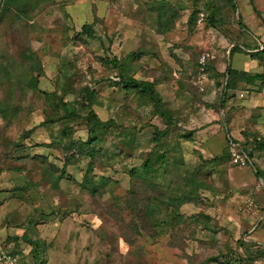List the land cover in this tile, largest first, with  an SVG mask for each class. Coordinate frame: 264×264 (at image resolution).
<instances>
[{
	"label": "rangeland",
	"instance_id": "374dc122",
	"mask_svg": "<svg viewBox=\"0 0 264 264\" xmlns=\"http://www.w3.org/2000/svg\"><path fill=\"white\" fill-rule=\"evenodd\" d=\"M149 1L35 0L31 20L12 15L0 28V111H8L6 118L0 113V247L9 254L21 252L15 256L19 264L20 258L21 264H252L255 251L262 254L253 264H264V154L254 145V137H264V88L251 93L242 84L228 93L225 109L206 107L222 101L234 47L243 53L233 56L232 68L263 72L244 47L254 51L264 44V0H236L237 10L227 0H167L185 9L166 35L152 30ZM196 10L200 17L191 28L189 18ZM84 25L93 27L95 38L81 36ZM132 53L141 55L136 79L163 80L157 90L173 113L171 129L148 97L126 94L116 85L119 70L100 62H126ZM205 54L222 77L206 71L202 79ZM34 63L43 66L40 92L21 95L12 86L14 64ZM69 64L73 87L65 94L60 83ZM7 66L13 68L11 77ZM86 87L98 93L93 110L111 123L98 148L95 174L118 183L106 185L97 197L80 186L89 160L73 161L70 178L59 190L35 170L34 158L45 153L63 166L65 154L57 143L67 128L77 140L88 137V110L78 119L46 123L52 111L42 93L65 94L64 101L75 103L82 101ZM24 133L30 136L14 146ZM155 133L161 134L158 144ZM233 142L252 152L249 164L233 162ZM43 145H51V152ZM226 151L228 161L217 167L210 163ZM147 161L151 173L142 168ZM193 174L208 188L200 190L199 205L185 204L184 218L170 222L169 199L190 189L186 180ZM28 183L34 188L21 201L15 190ZM9 196L14 199L6 202ZM156 204V221L171 223L164 228L147 214V207ZM25 235L43 243L40 259L33 257L35 246L20 241L16 247L7 240Z\"/></svg>",
	"mask_w": 264,
	"mask_h": 264
},
{
	"label": "trees",
	"instance_id": "16d2710c",
	"mask_svg": "<svg viewBox=\"0 0 264 264\" xmlns=\"http://www.w3.org/2000/svg\"><path fill=\"white\" fill-rule=\"evenodd\" d=\"M35 0H0V28L2 27L3 23L7 19H13L11 16L13 15L20 21L31 20L32 19V10H33V2ZM229 2V5L237 10L238 5L236 0H227ZM147 13L150 17L151 22L153 23V29H155V32L158 35H166L169 32H172L176 28L177 21L180 19L181 12L185 9L182 5H172L170 1L167 0H150L147 4ZM199 11L193 12L191 17L189 18V25L191 28H194L197 26V22L199 20ZM214 19V18H213ZM145 23V19H142ZM212 23H216L214 20L211 21ZM146 24V23H145ZM242 24V23H241ZM242 28L249 33L250 36L252 34L250 33L249 29L245 25H241ZM81 36L84 38L93 39L95 38V31L92 26L84 25L82 28ZM149 30V29H148ZM245 52L251 57L252 60L258 62L260 66L263 68L262 73H256L251 74L248 72H242L239 70H236L232 68L231 61L235 54L237 53H243V50L240 47H234L231 51L230 56V65L227 67V70L225 72L227 77V84L224 89L222 101L219 105H208L206 107L211 109H218L219 111L222 109H225L226 107V100L228 98L229 92H236L239 90L240 86L242 84L246 85V87L249 89V92L251 93H258L261 92L264 88V44L257 45L256 48L249 51V49H246L244 47ZM141 55H138L137 53H132L127 57V61H130L129 66L127 65V61L123 62L117 58H114L113 60L110 59H100V62L103 66L107 69H115L119 70L121 77H119L118 83L116 85L121 84L123 86L124 92L126 94L135 93L137 96L142 97H148L152 103H154V108L156 110V113H158L163 119L167 121L168 128L171 129V127L174 125V120L172 116V112L165 108V103L163 101L162 95L158 92L157 87L162 84L163 80L155 79L153 81H149L147 79L145 80H138L136 79V75L139 72L140 65L138 64V59ZM211 61H209L207 66V73L211 77H215V79H218L219 77H222L221 74L216 73V71L212 70L210 64ZM138 64L137 66L134 64ZM13 66V65H12ZM14 64V73L15 75L14 79L15 82L12 83V86L17 88L20 92V94L25 96L35 95L36 93L40 92L39 89V79L41 74L42 65L40 63H34L31 67H26L25 65H21L15 67ZM112 67V68H111ZM13 68H9L8 66L5 67L7 70V75L9 77L12 76ZM73 68L71 64H69L66 68V72L64 75H62V81H61V89L63 93H68L73 87L72 76L69 75L72 72ZM12 71V72H11ZM179 85H183V83L180 81ZM219 85V84H218ZM13 88V87H12ZM14 89V90H15ZM45 96V99L47 103L50 105L52 114H47V122L46 123H55L56 121H68V120H74L80 118L81 112L84 110H88V114L86 116V125L88 128V137L86 140H83L79 138L78 140L73 138V130L67 128L62 135L61 141L57 143L58 145L62 146V149L65 154V159L62 161L63 166L60 167L57 163H52L50 161V155L47 153L39 155L34 158V160L37 162V166L40 172L42 173V179L45 183L49 184L50 187L53 190H59L62 182L67 181L70 178L68 167L73 164L74 162H79L82 160H89L88 169L86 171L85 177L83 179V183L80 185L82 190L91 194L92 196H102L103 190L105 189V186L114 183L118 184L117 181L113 182V179L110 177L105 176H96L95 171V162L97 158L100 156V151L98 148L103 143V136L106 134L107 129L109 128V125L111 123L103 122L96 112L93 110V107L99 102L98 93L90 88L86 87L82 91V101H76L75 103H68L64 101L65 98L63 94L62 96H59L57 92H43L42 93ZM49 111V110H48ZM1 114L6 118L8 111L2 110L0 111ZM254 135V134H252ZM30 136L29 133H24L23 138H21L20 141H15L14 146L18 144H22L24 142L25 137ZM161 134L155 133L154 135V141L157 142V144L160 142ZM254 145L255 150L261 152L264 154V137L258 138L254 137ZM12 141H6V144H10ZM51 145H43L44 148L49 149V153ZM53 148V147H52ZM245 151H248L247 149ZM72 153L70 156L68 154ZM229 152L226 151V156L222 158H215L210 163L215 165L216 167L220 164L225 163L229 160L230 155H228ZM250 160H252V152L249 154ZM207 164V163H206ZM143 169H145L148 173L152 172V166L149 161H147L143 166ZM18 170V169H17ZM132 174H135V170L132 171ZM257 176L259 178H262V174L257 171ZM98 177V181L96 178ZM31 184V185H30ZM186 184L190 185V189L187 191H184L183 193H180L179 196L171 197L169 199L172 211L173 218H169L170 222H177L181 221L184 216L181 213V209L185 204L192 203L195 205H199V192L201 189L208 188L207 183L198 178V175L193 174L191 179L186 180ZM33 184L28 183L25 187H19L15 191L17 193H20L19 199L21 201H26L24 194L30 190H32ZM17 198V197H16ZM14 199V196L7 197L4 200L6 202L12 201ZM2 202H0V208L2 206ZM155 208H157V204L153 205L151 208L150 206L147 207V214L150 216L155 222L154 225L159 228H164L168 224L170 225L169 221L164 222H157L155 216ZM174 208V209H173ZM8 241H13L16 243V247L18 246L20 241H23L31 246H35V250L33 251V257L34 259L38 260L41 256V246L43 243H39L37 240L30 239L27 235L22 237H8ZM242 245L246 246L245 242H241ZM18 250L11 251V256L15 257L17 254H19ZM261 252L255 251V257L254 259L258 258V256H261ZM19 256V255H18ZM20 257V256H19ZM253 259V260H254ZM255 259V260H256ZM251 260L252 264L254 261ZM20 264H21V258H20Z\"/></svg>",
	"mask_w": 264,
	"mask_h": 264
},
{
	"label": "built area",
	"instance_id": "2783aa9c",
	"mask_svg": "<svg viewBox=\"0 0 264 264\" xmlns=\"http://www.w3.org/2000/svg\"><path fill=\"white\" fill-rule=\"evenodd\" d=\"M212 57L210 54H205L200 59V66H201V74H203L202 79L205 78V72L207 70V66L209 61H211ZM203 82L201 83V85ZM202 91H204V87L202 88ZM230 150L232 152V158L233 162L236 165H245L249 164L251 162L248 151H245L240 147L239 144L232 143V146H230ZM0 264H19L18 257H12L8 252L4 250V248L0 247Z\"/></svg>",
	"mask_w": 264,
	"mask_h": 264
},
{
	"label": "bare ground",
	"instance_id": "6f19581e",
	"mask_svg": "<svg viewBox=\"0 0 264 264\" xmlns=\"http://www.w3.org/2000/svg\"><path fill=\"white\" fill-rule=\"evenodd\" d=\"M7 252V251H6ZM13 257V256H12Z\"/></svg>",
	"mask_w": 264,
	"mask_h": 264
}]
</instances>
